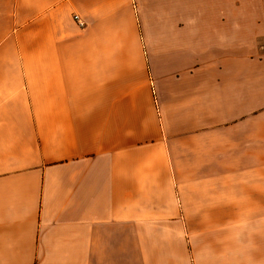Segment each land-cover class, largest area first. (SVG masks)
Returning a JSON list of instances; mask_svg holds the SVG:
<instances>
[{
	"label": "crops",
	"instance_id": "1",
	"mask_svg": "<svg viewBox=\"0 0 264 264\" xmlns=\"http://www.w3.org/2000/svg\"><path fill=\"white\" fill-rule=\"evenodd\" d=\"M0 264H264V0H0Z\"/></svg>",
	"mask_w": 264,
	"mask_h": 264
},
{
	"label": "built area",
	"instance_id": "2",
	"mask_svg": "<svg viewBox=\"0 0 264 264\" xmlns=\"http://www.w3.org/2000/svg\"><path fill=\"white\" fill-rule=\"evenodd\" d=\"M75 17H76L77 19H79V16H78V15H76Z\"/></svg>",
	"mask_w": 264,
	"mask_h": 264
}]
</instances>
